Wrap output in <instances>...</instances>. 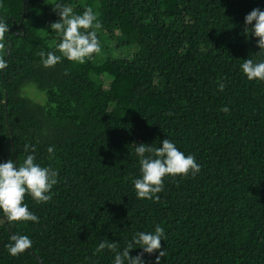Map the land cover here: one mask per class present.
I'll use <instances>...</instances> for the list:
<instances>
[{
	"label": "trees",
	"instance_id": "trees-1",
	"mask_svg": "<svg viewBox=\"0 0 264 264\" xmlns=\"http://www.w3.org/2000/svg\"><path fill=\"white\" fill-rule=\"evenodd\" d=\"M56 4L98 14L100 53L43 66L40 51L61 55L49 27ZM256 8L264 0H0L9 26L0 163L34 155L58 172L50 201L25 196L38 223L10 225L0 211V264H114L111 251L93 255L100 242L123 251L157 226L166 237L161 264H264V81L241 70L247 59L264 61L244 30ZM166 138L201 171L165 177L158 201L138 199L135 148ZM13 234L32 241L17 257L6 247ZM157 255L145 253V264Z\"/></svg>",
	"mask_w": 264,
	"mask_h": 264
},
{
	"label": "clouds",
	"instance_id": "clouds-1",
	"mask_svg": "<svg viewBox=\"0 0 264 264\" xmlns=\"http://www.w3.org/2000/svg\"><path fill=\"white\" fill-rule=\"evenodd\" d=\"M53 11L59 16V20L50 24L51 31L60 35V42L56 50L61 55L49 51H40L38 55L45 68L53 67L66 58L70 62L83 64L86 59H91L93 54L101 52V45L97 37V30L102 25L98 21V14L91 7L86 8L82 15H75L70 5L56 4ZM249 26H251L249 28ZM83 30V31H82ZM245 33H251L257 39L256 46L259 48L257 55H264V11L259 8L253 9L245 17ZM9 33V26L6 21L0 19V50L6 48L5 36ZM46 57V58H45ZM8 67V63L0 57V70ZM242 73L249 81H264V61L254 62L247 59L241 65ZM68 73L66 72L65 75ZM218 91L223 92L226 85L217 81ZM219 111L229 113L230 109L225 106ZM35 151L24 146V151ZM49 158H53L55 148H47ZM139 157L141 177L133 181L134 189L138 199L159 200L158 193L164 189L165 177H187L190 174L194 177L201 171L195 156L187 155L180 151L169 139L162 141V146L153 148L143 143L135 148ZM34 155H27L20 166L12 160L0 163V211L3 212L6 221L12 225L18 222H39L38 217L29 211L24 203L26 194L30 195L36 203H47L52 199L50 190L57 183L58 172L50 167H42L36 163ZM164 229L160 226L154 232H138L121 251L116 242L102 241L96 247L93 255L103 250L115 253L114 264H145L144 254L152 255L156 252L155 264H161V258L166 255L162 246L165 239ZM11 243L6 247L8 253L17 257L32 247V241L27 235L13 234ZM142 249V252L133 257L130 252L135 246Z\"/></svg>",
	"mask_w": 264,
	"mask_h": 264
}]
</instances>
